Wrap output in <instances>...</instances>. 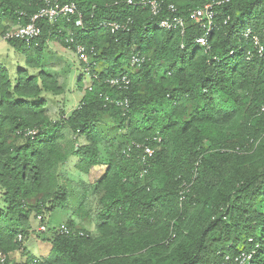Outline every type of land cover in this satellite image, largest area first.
<instances>
[{"label": "trees", "instance_id": "trees-1", "mask_svg": "<svg viewBox=\"0 0 264 264\" xmlns=\"http://www.w3.org/2000/svg\"><path fill=\"white\" fill-rule=\"evenodd\" d=\"M61 1L77 4L83 28L76 16L40 20L31 45L7 41L28 55L30 68L12 75L0 64V264H233L253 251L246 264H264V55L248 60L252 47L242 37L250 27L264 44V0H162L158 16L128 0ZM219 1L216 26L201 45L206 29L189 12ZM41 7L0 0V35ZM173 14L187 18L183 31L158 25ZM128 19L127 30L99 27ZM70 32L74 43L66 42ZM53 40L72 50L94 47L98 74L91 89L79 78L77 107L57 118L49 101L66 86L42 61ZM133 49L149 58L139 68L130 66ZM121 73L131 78L127 90L106 82ZM122 98L130 101L126 112L110 102ZM133 142L155 149L147 165L141 150L124 153ZM71 162L77 181L63 172ZM185 181L190 191L181 200ZM57 208L69 213L64 222L75 234L49 224ZM72 208L94 219L95 232L77 225ZM36 221L47 230H36ZM32 235L50 246L46 255L32 254Z\"/></svg>", "mask_w": 264, "mask_h": 264}, {"label": "built area", "instance_id": "built-area-1", "mask_svg": "<svg viewBox=\"0 0 264 264\" xmlns=\"http://www.w3.org/2000/svg\"><path fill=\"white\" fill-rule=\"evenodd\" d=\"M39 1L42 3V7L33 15L30 16V21L26 24L22 23H9L10 28L3 33L2 38L3 40L9 41L14 39L24 40L28 45L38 38L42 33V28L38 24L40 20H47L51 24L57 23L62 17H67L68 20L72 16H76L74 20V25L76 28H83L84 22L81 12L78 9L77 4L71 3H62L61 0H33ZM229 1V0H226ZM127 3L129 5H133L136 7H143L149 8L152 15L158 16L163 11V1L162 0H128ZM217 4H221V1L214 2V3H206L203 6L196 7L189 12V19L193 20L195 23H199L205 27L206 33L205 35L199 37L197 42L201 45H207L208 36L211 34L212 30L216 26V16L217 12L215 6ZM168 10L172 13L177 12V8L174 4H170L168 6ZM25 13L22 12L21 15ZM229 19V17H228ZM132 19H128L125 22H118L114 20H105L102 21L99 25L100 28H105L111 30V32L116 33L120 30H127L129 29V25L131 24ZM187 22V18L184 16H180L177 14H173V16L164 17L159 21V26L161 28L166 29H182L185 28ZM242 37L251 45L247 52V59L251 60L255 55L263 56L264 55V44L261 41V38L258 34L254 33L250 27H247L242 32ZM66 42L74 43V37L72 36V32L69 33V36L66 38ZM75 53L81 63L84 64V71L90 78L98 79V74L93 73L92 68L96 65L93 64L91 60V55L95 54V48L92 47L88 49L86 46L82 44L75 45ZM233 54V52H232ZM148 56L138 52L136 49H133V52L130 56V66L132 68H139L141 67L147 60ZM107 83L111 87L118 88L121 90L129 89L131 85V78L127 73H121L114 76L109 77L106 80ZM87 87L89 89L92 88L91 83H88ZM110 102L115 103L118 107H121L124 112L128 111L130 108V101L128 98L122 99H110ZM29 133L35 134L36 131H30ZM154 140L160 141V137H154ZM134 148L139 149L142 151V163L144 165L148 164L149 157L153 156L155 149L150 146L149 144L133 142L132 144L128 145L124 150V153L129 156ZM147 170L144 169L145 173ZM191 183L185 181L182 184V189L180 192L181 200H184L186 197V193L190 191ZM42 219L41 216L38 217L40 221ZM47 226L44 224H40L39 228L37 229L40 232H45L47 230ZM58 230L61 234L64 235H71L75 234L76 231L69 227L66 224H62L58 226ZM79 234L84 235L82 231H79ZM176 234L172 233L170 239L167 241H172L175 239ZM22 235H19V240H22ZM253 252H242L240 255L236 256L234 259L233 264H246L252 258ZM229 259V257H227ZM6 260V256L0 254V263H4Z\"/></svg>", "mask_w": 264, "mask_h": 264}, {"label": "rangeland", "instance_id": "rangeland-1", "mask_svg": "<svg viewBox=\"0 0 264 264\" xmlns=\"http://www.w3.org/2000/svg\"><path fill=\"white\" fill-rule=\"evenodd\" d=\"M28 55L21 49L14 48L9 45L6 40H3L0 35V64L6 66L12 75H16L17 71L22 69H29ZM43 65L45 68L51 70V72L58 74L62 80L66 81L67 91L60 96L50 98V112L53 118H57L60 112L64 109L67 114L75 109L78 105L80 95L83 89H79L76 84L77 77L80 70L83 71L84 76L82 78L83 85H88L89 76L85 73L84 67L79 61L76 53L71 48L65 47L58 40H53L48 44V49L42 56ZM78 68V69H77ZM77 71V77L70 75L75 74ZM109 124L112 122L109 120ZM83 141V138H80ZM64 173H68L69 178L73 181H77L80 175L76 172L73 163H68L63 169ZM4 205V201L1 198L0 193V206ZM75 205V198H74ZM94 205V196L89 195L85 204V209L89 210ZM75 206H73L74 208ZM70 209L71 216L76 219L77 225H85L92 231L94 230L95 221L94 219L84 218L81 213L74 209ZM76 208V207H75ZM63 208H57L49 216V224L51 226H60L65 223L67 218V211ZM35 229L37 230L40 226L39 222H34ZM66 224V223H65ZM32 254L36 256L46 255L50 251V246L39 239L36 235H32L30 240L26 243Z\"/></svg>", "mask_w": 264, "mask_h": 264}, {"label": "crops", "instance_id": "crops-1", "mask_svg": "<svg viewBox=\"0 0 264 264\" xmlns=\"http://www.w3.org/2000/svg\"><path fill=\"white\" fill-rule=\"evenodd\" d=\"M50 43V42H49ZM78 69V68H77ZM70 75H72V76H76L77 77V71H76V73L75 74H72L71 72L69 73ZM83 78V71L82 70H80V73H79V75H78V77H77V81H76V84L79 86V78ZM59 79H60V82L62 83V84H64L65 86H66V81L65 80H62L61 78H60V76H59ZM84 87H85V85H84ZM79 88V87H78ZM66 91H67V86H66ZM82 95H83V90H82V92H81V95H80V99H81V97H82ZM80 99H79V101H80ZM51 100V99H50ZM49 113H50V115H51V112H50V101H49ZM52 117V116H51ZM95 232V231H94Z\"/></svg>", "mask_w": 264, "mask_h": 264}]
</instances>
